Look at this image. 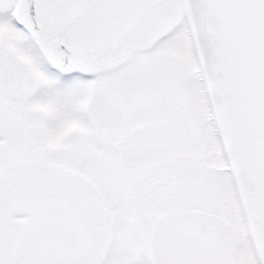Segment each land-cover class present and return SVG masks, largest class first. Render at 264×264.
Returning a JSON list of instances; mask_svg holds the SVG:
<instances>
[{
  "label": "snow or ice",
  "instance_id": "6c2138e0",
  "mask_svg": "<svg viewBox=\"0 0 264 264\" xmlns=\"http://www.w3.org/2000/svg\"><path fill=\"white\" fill-rule=\"evenodd\" d=\"M0 264H264V0H0Z\"/></svg>",
  "mask_w": 264,
  "mask_h": 264
}]
</instances>
